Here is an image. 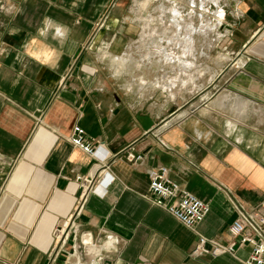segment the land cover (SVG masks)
Masks as SVG:
<instances>
[{
    "label": "crops",
    "instance_id": "crops-1",
    "mask_svg": "<svg viewBox=\"0 0 264 264\" xmlns=\"http://www.w3.org/2000/svg\"><path fill=\"white\" fill-rule=\"evenodd\" d=\"M128 1L0 0V264H90L94 255L97 264L249 258V246L235 257H195L197 235L148 197L150 171L166 167L173 183L209 207L196 231L224 245L237 210L264 203V0H231L238 26L228 45L237 62L197 101L184 103L157 88L143 94L147 84L137 79L126 85L121 59L134 45L125 32ZM45 18L52 23L40 37ZM34 38L58 50L51 67L25 55ZM179 71L195 83L204 74ZM138 117L153 127L144 131ZM75 126L92 141L94 156L70 143ZM130 148L143 156L136 165L125 159ZM105 168L114 182L93 186L71 230L89 233L99 248L86 254L77 243L72 257L68 239L52 261L56 230L74 220L82 201L76 177ZM110 235L119 240L115 252L103 248Z\"/></svg>",
    "mask_w": 264,
    "mask_h": 264
},
{
    "label": "rangeland",
    "instance_id": "rangeland-1",
    "mask_svg": "<svg viewBox=\"0 0 264 264\" xmlns=\"http://www.w3.org/2000/svg\"><path fill=\"white\" fill-rule=\"evenodd\" d=\"M142 1L148 2L145 9L140 7ZM191 1H194V5L191 4ZM189 2L191 5H188ZM160 10H164L163 18L165 22H168L169 28L172 31L181 33L178 38L181 45H183L186 40L185 34L188 32L186 23L189 22L188 17H190V15L193 18L194 25L192 38L196 41L197 45L202 44L199 28L197 26L202 24V26L209 28V39L207 42L209 50H205L206 44H202L203 48L201 50L204 49V55L200 58V61L198 58H196L195 62L189 58L185 60L194 64L193 70H196L199 65L200 69L205 71L203 76L195 83V86H198L196 88L189 86L184 88L185 85L189 83L190 77H186L179 71L183 66L177 63H164L166 58H171L172 55L177 56L182 54V48H178L173 44L171 33L163 34L161 38L152 37L146 40L145 44L138 43L141 42L142 32L146 26L147 20H152L149 21V27L147 29H149L150 32L151 30L158 31L159 27L155 21L160 15ZM217 11H221L222 14L225 15L221 24L216 20L218 16ZM235 15L231 0H214L204 5L203 8H201L199 0H129L126 12L124 13V18L128 21L125 32L130 37L134 38L132 42L134 45L130 46V50L126 53L127 56L124 60L121 59L123 64L126 62L123 71L130 78V81H128L126 85L128 86L132 83L133 79L142 78L145 84H147L142 92L147 95L155 89L154 82L156 81L158 82L157 86H162L163 90L168 94L163 93L161 89H156V91H159L165 97L170 96L172 100L169 101L174 103H184L185 101L188 102L191 100L193 102L197 101L207 88L220 82L224 73H227L229 69L235 66V62H237L236 56L229 54L230 50L228 45L232 29L234 30L238 26ZM173 19L175 23H172ZM206 22H209L210 26L205 24ZM153 42L156 43L153 44ZM201 50L196 57L199 56ZM148 53H150V55L146 57ZM153 54L159 57H163L165 54V59L161 61V65L160 59L155 57H153L151 62H148ZM223 58H227V60H223ZM139 65L140 67L138 68ZM177 78L179 79L176 81L177 89L171 91L166 90L165 87L170 85L171 82L175 81ZM131 86L132 84L129 85V87Z\"/></svg>",
    "mask_w": 264,
    "mask_h": 264
},
{
    "label": "built area",
    "instance_id": "built-area-1",
    "mask_svg": "<svg viewBox=\"0 0 264 264\" xmlns=\"http://www.w3.org/2000/svg\"><path fill=\"white\" fill-rule=\"evenodd\" d=\"M69 141L74 147L82 150L85 154L94 156L96 148L92 141L86 138V133L81 127L75 126L73 128ZM125 159L128 163L136 165L143 160V156L135 154L133 149L130 148L126 151ZM76 180L81 185L83 192L82 201L73 216L74 220L71 219L56 230L55 235L59 238V243L56 246L54 254H52V261L66 247L68 239L73 241L72 257L76 254L77 243L85 250L86 254L93 253L96 248H99L89 233H82L77 237L74 231L73 235H71V230L74 228L75 219L81 213L86 196L93 186H110L114 182L115 177L106 172L105 168L91 177L77 176ZM149 193L150 197H148V201L154 207L165 211L175 221L197 235V245L193 253L195 257H217L224 254L235 257L238 248L249 246L251 249L250 255L244 264H264V203L251 212H244L241 209L237 210V216L228 229L230 241L224 245L213 239H207L196 231L197 225L206 217L209 207L205 202L191 193L181 190L178 185L173 183L168 178V169L166 167L150 171ZM87 239H91L92 243L85 245L83 240ZM91 255L93 256V254ZM98 259L99 257L94 255L91 258L90 264H97L95 260ZM79 262L77 264H80Z\"/></svg>",
    "mask_w": 264,
    "mask_h": 264
},
{
    "label": "bare ground",
    "instance_id": "bare-ground-1",
    "mask_svg": "<svg viewBox=\"0 0 264 264\" xmlns=\"http://www.w3.org/2000/svg\"><path fill=\"white\" fill-rule=\"evenodd\" d=\"M168 1H171V0H168ZM200 1V4H201V8L204 7V5H206L207 3L211 2V1H214V0H199ZM190 4V2L188 3V5ZM191 4L194 5V1H191ZM190 4V5H191ZM148 5V2L147 1H142L141 4H140V7L145 9ZM190 7V6H189ZM217 18L216 20L221 24V22L223 21L224 19V14H222L221 11H217ZM164 10H160V15L156 18V24L157 26L159 27L158 31L157 30H151V32L149 31V29H147L149 27V21H152V20H147L146 21V26L144 27V30L142 32V36H141V42H139L140 44H145L146 43V40L150 39V38H161V36L163 34H168V33H171V39H172V42L173 44L178 47V48H182V54H179L177 56H173L171 58H166L165 59V54L163 55V57H159L155 54L152 55V57L150 58V60L148 62H151L153 57L155 58H159L160 59V63L162 60H164V63L165 64H169V63H177V64H180L181 66H183L184 68L186 69H190V68H194V64H192L191 62H187L185 61L186 58L188 59H191L192 61H196V58L199 59L200 61V58L204 55L203 53V50H209L208 48V39H209V28H207L206 26H202V24H199L197 27L199 28V32H200V37L202 39L201 43L203 45H205V48L203 50H201L203 48V45H197L196 41L193 40L192 38V31H194V25H193V18L192 16L190 15L189 18V22L186 23V27H187V33L185 34V42L183 45L180 44V42L178 41V38L180 37L181 33L178 32V31H172L169 26H168V22H165L164 21ZM174 21V19H173ZM172 23H175V21ZM205 24H207L208 26H210L209 22H206ZM213 41V40H211ZM213 43V42H212ZM217 43V41H216ZM215 43V44H216ZM155 48V47H154ZM167 49V48H166ZM201 50V53L199 54V56L196 57V55L198 54V52ZM150 55V53H148L146 55V57H148ZM195 56V57H194ZM140 67V65L138 66V68ZM197 70H201L200 69V66L198 65L197 66ZM203 71V70H201ZM205 72V71H204ZM198 79V77H197ZM172 80V79H171ZM179 79L177 78L175 81L171 82L170 85H168L167 87H165L166 90H170L171 91V88H175L177 87V82ZM170 81V80H169ZM140 84H145V82L143 81L142 78H139L136 80V83H139ZM190 82L195 86V78L192 77ZM158 85V82H154V87L157 88V89H162V86L159 87L157 86ZM196 87V86H195ZM198 87V86H197Z\"/></svg>",
    "mask_w": 264,
    "mask_h": 264
},
{
    "label": "clouds",
    "instance_id": "clouds-1",
    "mask_svg": "<svg viewBox=\"0 0 264 264\" xmlns=\"http://www.w3.org/2000/svg\"><path fill=\"white\" fill-rule=\"evenodd\" d=\"M51 23L52 21L50 20V18H45L43 26L37 32L40 37H44L46 35L48 26ZM55 31L59 37H63L65 35L60 26H57ZM25 55L41 65L51 67L58 59L59 52L53 47H48L44 44H41L37 39L34 38L25 45ZM83 243L85 245H89L92 243V241L91 239H87L83 240ZM118 243V238L116 236L110 235L104 241L103 248L107 252H115L117 251Z\"/></svg>",
    "mask_w": 264,
    "mask_h": 264
},
{
    "label": "water",
    "instance_id": "water-1",
    "mask_svg": "<svg viewBox=\"0 0 264 264\" xmlns=\"http://www.w3.org/2000/svg\"><path fill=\"white\" fill-rule=\"evenodd\" d=\"M137 121L142 126L144 131H149L153 127V122L148 117H138Z\"/></svg>",
    "mask_w": 264,
    "mask_h": 264
}]
</instances>
